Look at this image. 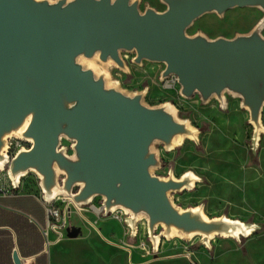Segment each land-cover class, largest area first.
Listing matches in <instances>:
<instances>
[{"label":"water","instance_id":"water-1","mask_svg":"<svg viewBox=\"0 0 264 264\" xmlns=\"http://www.w3.org/2000/svg\"><path fill=\"white\" fill-rule=\"evenodd\" d=\"M158 12L141 0H0V172L14 189L35 175L42 201L71 198L78 207L101 199L103 214H125L129 238L145 220L156 254L161 240L190 241L211 251L215 238L240 243L260 224L209 219L204 205L182 209L174 195L190 192L202 179L187 171L157 176L159 151L199 143L200 131L179 119L172 102L144 103L148 87L126 92L109 80L106 67L129 74L131 62L165 66L159 81L177 78L178 94L199 97L226 110L240 100L252 126L251 156L264 134V0H159ZM235 8L262 13L247 33L209 38L187 30L200 17H222ZM99 65H96V63ZM28 142L12 158L10 140ZM70 143L61 147L62 141ZM15 264H19L16 254Z\"/></svg>","mask_w":264,"mask_h":264},{"label":"rangeland","instance_id":"rangeland-1","mask_svg":"<svg viewBox=\"0 0 264 264\" xmlns=\"http://www.w3.org/2000/svg\"><path fill=\"white\" fill-rule=\"evenodd\" d=\"M145 5L158 12L166 8L159 0H141V11ZM261 16L259 10L251 8L231 9L222 17L206 14L192 24L187 34L201 31L209 38H232L236 34L249 32ZM134 57V53L122 54L129 74L112 66L106 67L109 80H118L120 89L126 92L142 91L148 87L144 98L146 105L172 102L178 106V118H188L191 125L200 131L198 144L185 140L180 147L170 152L156 146L165 167L155 171V175L166 177L168 170L172 169L177 178L192 171L202 179L192 191L175 194V205L186 209L203 204L204 213L209 219L226 215L230 219L260 224L262 229L256 234L241 238L240 243L227 241L224 248L230 253L236 251L247 255L252 243L254 250L264 251V134L253 158V128L248 123V113L240 108L239 99H228L226 110H221L214 99L206 105L197 96L185 100L179 96V88L176 90L170 82L159 81L160 73L165 68L163 64L143 61L142 66H138L131 62ZM262 123L264 125V109ZM61 145L69 147L70 143L63 140ZM22 181L38 188V180L33 174L27 175ZM92 205L100 207L101 199L96 197L82 211L73 213L68 236L51 248L50 254L58 264H139L150 259V256L142 257L143 254L136 248V240H129L128 229L123 223L115 216L104 218L102 213H95ZM199 240L196 237L189 242L173 240L165 243L159 257L182 254L185 249H191L190 245L197 249ZM127 245H133L134 248Z\"/></svg>","mask_w":264,"mask_h":264},{"label":"crops","instance_id":"crops-1","mask_svg":"<svg viewBox=\"0 0 264 264\" xmlns=\"http://www.w3.org/2000/svg\"><path fill=\"white\" fill-rule=\"evenodd\" d=\"M39 195L38 188L26 181L21 182L17 195H0V264H15L14 254L17 255L19 264H58L50 254L51 248L58 243L46 248V239L42 233L46 225V213L39 201ZM48 237L53 239L54 236L49 234ZM129 240H136L138 243L136 237ZM173 240H161L155 256L144 254L136 247L143 254V258L150 256V259L139 264H264V251L254 250L252 243L247 255L236 251L230 253L224 247L232 239L223 238H215L210 242L211 251L200 244L197 249L190 245L191 249H185L182 254L159 257L164 251V244ZM252 240L250 239L251 242ZM131 247L133 245L129 248Z\"/></svg>","mask_w":264,"mask_h":264},{"label":"built area","instance_id":"built-area-1","mask_svg":"<svg viewBox=\"0 0 264 264\" xmlns=\"http://www.w3.org/2000/svg\"><path fill=\"white\" fill-rule=\"evenodd\" d=\"M164 82L165 83L170 82L172 85H174V87H176V90H178L179 88L177 78L175 76H171ZM173 105L175 106V108L177 107L176 109L178 110V106L175 104ZM61 147L64 146L61 145ZM29 148H30V144L28 142L11 139L7 154L10 158H12L20 149H29ZM19 189L16 190L13 188L11 181L6 173V170L0 172V195L2 196L17 195ZM39 201L41 205L44 207L46 213V225L45 228L42 230V233L46 239V248L48 249L51 245L61 242L66 236H68L72 214L78 213L82 211L84 208L78 207L74 203V201L68 197L66 198L57 197L52 203L46 204L42 201L40 194ZM92 207L94 208L95 213L103 214L102 205H100V207L97 208L94 207L93 205ZM110 215L115 216L121 223H123L125 214L122 211L119 210ZM136 228H137V234L135 237L136 239L138 238V243L136 247L144 253L151 254L152 252L151 245L148 242L145 220L140 221L137 224ZM128 233H129V229H128ZM49 234H52L54 236L53 239H49L48 237ZM186 256H189V254H186Z\"/></svg>","mask_w":264,"mask_h":264},{"label":"trees","instance_id":"trees-1","mask_svg":"<svg viewBox=\"0 0 264 264\" xmlns=\"http://www.w3.org/2000/svg\"><path fill=\"white\" fill-rule=\"evenodd\" d=\"M162 167L164 168L165 167V165L162 163Z\"/></svg>","mask_w":264,"mask_h":264},{"label":"bare ground","instance_id":"bare-ground-1","mask_svg":"<svg viewBox=\"0 0 264 264\" xmlns=\"http://www.w3.org/2000/svg\"><path fill=\"white\" fill-rule=\"evenodd\" d=\"M96 212H97V210H96Z\"/></svg>","mask_w":264,"mask_h":264}]
</instances>
